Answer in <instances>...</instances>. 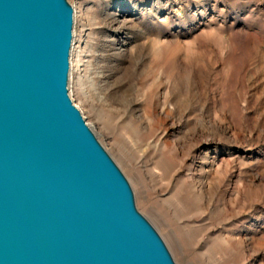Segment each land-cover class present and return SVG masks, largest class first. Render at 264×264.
<instances>
[{
	"label": "rangeland",
	"instance_id": "374dc122",
	"mask_svg": "<svg viewBox=\"0 0 264 264\" xmlns=\"http://www.w3.org/2000/svg\"><path fill=\"white\" fill-rule=\"evenodd\" d=\"M69 2L70 96L175 262L264 264V0Z\"/></svg>",
	"mask_w": 264,
	"mask_h": 264
},
{
	"label": "water",
	"instance_id": "95a60500",
	"mask_svg": "<svg viewBox=\"0 0 264 264\" xmlns=\"http://www.w3.org/2000/svg\"><path fill=\"white\" fill-rule=\"evenodd\" d=\"M69 0H0V264H177L69 93Z\"/></svg>",
	"mask_w": 264,
	"mask_h": 264
},
{
	"label": "bare ground",
	"instance_id": "6f19581e",
	"mask_svg": "<svg viewBox=\"0 0 264 264\" xmlns=\"http://www.w3.org/2000/svg\"><path fill=\"white\" fill-rule=\"evenodd\" d=\"M134 7H136L135 9H137V11L140 13L141 12V14L142 15H144L146 12H145V10L144 9H139L138 8V6H133V8ZM77 8L75 7V19H77ZM117 15V14H116ZM113 22H114V20H113ZM115 24V27H114V29L116 30V31H122V30H124V29H126V28H129L128 27V25H127V23L125 22V21H123V20H121V21H117V22H115L114 23ZM75 33H76V30H75ZM75 49V42H74V45H73V50ZM71 62H72V66H73V60L71 59ZM72 76V75H71ZM93 130H94V128L93 127H91ZM155 213V212H154ZM170 235V238H172V240L174 241L175 240V237L173 236V234H169ZM175 242V241H174Z\"/></svg>",
	"mask_w": 264,
	"mask_h": 264
}]
</instances>
